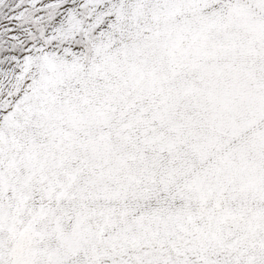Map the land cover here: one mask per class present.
I'll return each mask as SVG.
<instances>
[{
    "label": "snow or ice",
    "instance_id": "1",
    "mask_svg": "<svg viewBox=\"0 0 264 264\" xmlns=\"http://www.w3.org/2000/svg\"><path fill=\"white\" fill-rule=\"evenodd\" d=\"M0 264H264V0H0Z\"/></svg>",
    "mask_w": 264,
    "mask_h": 264
}]
</instances>
